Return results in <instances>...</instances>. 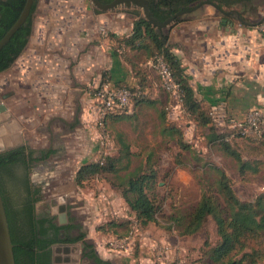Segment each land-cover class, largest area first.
Masks as SVG:
<instances>
[{
  "label": "rangeland",
  "instance_id": "1",
  "mask_svg": "<svg viewBox=\"0 0 264 264\" xmlns=\"http://www.w3.org/2000/svg\"><path fill=\"white\" fill-rule=\"evenodd\" d=\"M34 2L31 35L39 27L42 42L37 44V48L40 54L36 53L33 61L27 58L32 43L30 36L12 66L0 73V140L7 139L12 148L18 140L20 146L34 150L60 147L61 154L50 155L47 167H42L35 174L29 171L40 190L37 207L41 210L47 208L51 214L59 215L60 206H64L68 221L78 223L84 231L85 240L92 245L98 257L109 264H152L156 253L163 248L169 249L173 258H180L185 264H214L207 254L208 249L218 241L213 221L208 218L200 231L183 236L179 222H174V219L183 217L184 222L198 203L201 190H211L216 175L207 165L215 166L226 174L240 201L251 203L264 194V145L245 138L231 141V148L256 170L240 173L236 161L208 138L212 130L224 133V129L218 130L215 125L212 130L209 126H196L193 119L183 112L179 113L174 100L163 94L156 98L157 105L131 106L126 113L129 118L120 121L109 119L104 129L107 141L100 140L102 131L87 124L86 118L90 115L88 106L86 109L82 105V97L75 98L72 92L77 84L71 70L87 47L72 50L75 61L70 62V50L65 44L75 36L76 47H84V42L80 41L96 25L90 43L101 52L100 48H107L113 59L126 61V54L119 48L125 36H120L119 31L125 27L128 32L131 21H136L132 11L144 18L142 10L120 6L101 11L91 0ZM70 7L75 10L74 13L64 10ZM123 13L127 17L119 18ZM101 18L103 21H100ZM44 37L47 40H43ZM45 64L51 69L67 72L69 86L60 94L63 98L61 103L57 99L54 102L58 89L54 90L56 86L50 81L52 77L45 79L38 75V69H43ZM26 74H30L28 78ZM68 95L74 97L71 103ZM1 105L12 115L11 119L4 115ZM162 111L167 116L164 121L160 118ZM168 122L180 128L182 141L188 143L191 150H181L176 136L162 133ZM14 128H18L17 132ZM107 157L115 161L116 173L106 171L81 186L76 185L75 176L81 166L104 161ZM137 170L143 173L151 170L157 174L149 192L150 198L159 207L157 222L146 228L134 223L121 197L122 190L117 179V176L123 177ZM127 223H130L129 231ZM130 232H133L134 238L127 252L108 251L110 243L124 239ZM113 233L120 237L112 236ZM66 256L70 261L68 263L64 261ZM54 260V264H91L86 259L80 263L78 250L67 255L55 254Z\"/></svg>",
  "mask_w": 264,
  "mask_h": 264
},
{
  "label": "trees",
  "instance_id": "2",
  "mask_svg": "<svg viewBox=\"0 0 264 264\" xmlns=\"http://www.w3.org/2000/svg\"><path fill=\"white\" fill-rule=\"evenodd\" d=\"M101 4L111 3L113 0H98ZM152 18L157 23H163L174 15L186 12L196 7L200 3L207 2L216 5L219 9H231L235 6H243L242 12L247 10L244 5L251 4V0H146ZM25 0H0V39L5 32L16 21L19 13L23 7ZM35 3V2H34ZM255 9V8H254ZM34 11V5L31 13L23 26L12 36L10 41L0 51V73L9 69L14 61L20 56L26 47L32 31L31 14ZM131 14L136 18L133 23L132 33L120 41L119 48L125 50L143 48L148 55V59L154 56H160L168 66L174 81L179 85L182 91V108L183 113L193 119L196 126L207 127L213 129L212 111L208 109L205 112L201 111L199 104L194 99V94L187 84L186 78L183 75L179 60L171 52L167 46V37L162 29L152 26L138 13L132 11ZM244 16V13L241 14ZM188 18V14L178 16L173 23L178 24ZM244 18V17H243ZM134 79L137 81L136 86L143 93L141 96L132 99V107L143 103H150L147 99L146 90L142 84V78H139V69L131 67ZM108 74L102 76L106 78ZM109 80L116 87L125 86L132 91L135 90L134 85L125 84L123 82L114 81L109 75ZM123 111L114 113L107 117L117 121L122 118H129ZM126 115V116H125ZM166 112L160 113L161 121L165 120ZM168 121V120H167ZM162 133L169 136H176L177 144L183 151L191 150L188 143L182 141L183 134L180 128L173 124H165ZM212 135L208 137L214 144L220 145V150L226 155L230 156L236 161L237 169L244 174L245 171L252 169L247 161H243L239 153L231 148L233 140L238 137L230 138L228 133H218L212 130ZM244 139V138H243ZM249 141H257L264 145V134L259 138L247 137ZM127 151V150H126ZM9 154L0 156V161L7 160ZM115 161L112 158H105L104 161L85 164L81 166L75 176V183L81 186L89 179L98 176L104 172L116 173ZM5 165L0 163V167ZM208 168L214 172L216 178L211 190H201V196L194 207L192 213L183 222V217L174 219V222H179L181 226L180 234L183 236H190L201 230L205 221L210 218L216 228L218 241L216 244L208 249V258L214 264H258L264 262V194L259 195L251 203L240 201L234 194L228 177L219 168L207 165ZM141 170L133 171L121 177L117 176L122 190L121 197L131 212L134 223L140 228H146L150 224L157 222V213L159 207L150 198L149 192L155 184L157 177L156 172ZM119 188V189H120ZM117 189V188H116ZM0 195L3 201L10 238L13 245V255L15 264H37L33 253L30 250L32 245L27 246L15 238L12 230L13 217L8 211L7 201L4 197L3 188L0 184ZM128 224V231L129 225ZM54 226V225H53ZM52 226V227H53ZM56 232L58 228L55 229ZM127 231V232H128ZM112 236L120 237L116 233ZM125 236V235H124ZM123 236V237H124ZM84 235L77 238L67 240L52 239L49 243H75L83 240ZM83 258L93 260L95 264H109L107 261L100 259L90 243H83Z\"/></svg>",
  "mask_w": 264,
  "mask_h": 264
},
{
  "label": "crops",
  "instance_id": "3",
  "mask_svg": "<svg viewBox=\"0 0 264 264\" xmlns=\"http://www.w3.org/2000/svg\"><path fill=\"white\" fill-rule=\"evenodd\" d=\"M242 7L238 5L231 9L220 10L234 11L244 23L239 22L234 15H222L211 5H202L195 11L186 13L188 18L185 21L178 24L172 22L165 29L162 28L167 37V46L179 60L183 75L201 111L206 113L208 109H211L217 118H240L249 109L264 110V31L257 26L246 25L255 24L264 17V0H251V4L244 5L247 10L241 13ZM64 10L75 12L72 7ZM243 13L244 16L241 15ZM120 16L127 17L124 13L119 15V18ZM134 20L131 21L129 33L125 27L120 28V36L126 38L131 35ZM100 21H103L102 18ZM95 27L96 25L92 26L89 34L87 33L86 37L80 41L84 42V47H76V41L73 40L75 36L70 37L69 43L65 44V47H69L68 50H70L69 56L72 58L70 62L75 61L72 50H84L85 46L87 47L86 52L82 53L71 70L77 84V87L72 90L75 98L80 95L82 105H85L87 109L89 97L86 94V86L93 81H98L104 74L110 75L114 81L135 86L137 81L130 68L138 67L140 68L139 78H142V84L148 95L147 99L150 101L143 104L157 105L156 98L160 94L164 96L165 94L158 85V78L154 71L144 67L148 58L146 51L143 48L127 47L124 50L127 56L126 61L120 58L113 59L105 48V44V49L100 48L101 52L90 43L94 37ZM39 34L38 27L31 35V49L26 56L32 61L36 53L40 54L37 48V44L42 42ZM43 40L47 38L44 37ZM29 75L26 74L25 77L28 78ZM38 75H42L45 79L52 77L50 81L56 86L54 90L58 89L55 91L58 96L53 98L54 102L57 99L61 103L63 98L60 94L69 86L66 70L51 69L45 64L43 69H38ZM68 97L71 103L74 97L72 95Z\"/></svg>",
  "mask_w": 264,
  "mask_h": 264
},
{
  "label": "flooded vegetation",
  "instance_id": "4",
  "mask_svg": "<svg viewBox=\"0 0 264 264\" xmlns=\"http://www.w3.org/2000/svg\"><path fill=\"white\" fill-rule=\"evenodd\" d=\"M0 150H2L0 156L9 154L7 160L0 161L5 164L0 167V184L8 211L13 217L12 230L15 238L27 246L32 245L28 251L33 253L37 264H54L55 254H59L58 250L66 246H74L78 249L80 263L86 259L91 264H95L93 260L82 257L83 243H87L85 238L70 244L49 243L52 239L67 240L84 235V231L76 221H68L66 211H64L65 218L60 221L58 215L51 214L49 209L41 210L37 207L40 190L32 181L30 172L35 174L42 170V167H47L46 161L50 155L61 154L60 147L34 150L19 145L6 149L5 143L2 142ZM52 150L54 154L51 153ZM56 228H58L57 232Z\"/></svg>",
  "mask_w": 264,
  "mask_h": 264
},
{
  "label": "built area",
  "instance_id": "5",
  "mask_svg": "<svg viewBox=\"0 0 264 264\" xmlns=\"http://www.w3.org/2000/svg\"><path fill=\"white\" fill-rule=\"evenodd\" d=\"M257 27L264 31V21ZM144 67L154 71L158 78L160 89L165 95L174 100L175 107L179 113L183 112L181 88L174 81L165 61L160 56H154L146 60ZM102 76L98 81H93L86 86V94L89 97L88 111L90 110L87 124L101 130L102 134L99 135V139L107 141V135L104 133L107 117L114 113L127 112L132 106V99L141 96L143 93L136 85L133 86L135 88L134 91L125 86L116 87L111 83L108 76L105 79ZM212 122L218 130L224 129V133L229 134V139L236 136L238 138H259L264 134V110L259 108L247 110L240 118H217L212 113ZM90 129L93 131L92 128ZM133 238L134 234L130 232L124 239L110 243L108 251L110 252L114 249L119 250L118 252H127ZM152 264L185 263L180 258H173L170 250L163 248L160 252L156 253Z\"/></svg>",
  "mask_w": 264,
  "mask_h": 264
},
{
  "label": "water",
  "instance_id": "6",
  "mask_svg": "<svg viewBox=\"0 0 264 264\" xmlns=\"http://www.w3.org/2000/svg\"><path fill=\"white\" fill-rule=\"evenodd\" d=\"M91 2L97 9H99L101 11H110V10H113V9L120 7V6H126L128 8L129 7L140 8L142 10L144 19L147 22H149L152 26H154L158 29H162V28L167 27L169 24H171L174 21V19L176 17L181 16V15L186 14V13H189V12H193L198 7H200L202 5H211L217 11H219L222 15H224V16L225 15L226 16L234 15L239 22L244 23L241 20V18L239 17V15L236 14L234 11L224 12V11H221L216 5L211 4V3H207V2L200 3L196 7H193L192 9H190L189 11L178 13V14L174 15L173 17L167 19L163 23H157L152 18L151 13H150L149 8H148V3L146 0H113L111 3H108V4H101L98 0H91ZM33 3H34V0H25L23 7L19 13L18 18L11 25V27L5 32L3 37L0 39V51L10 41L12 36L26 22L27 18L29 17V15L31 13ZM263 21H264V17L262 19H260L255 24H246V25L258 26ZM1 106H2L1 110L7 113L5 106H3V105H1ZM8 117L12 118V115L9 114ZM19 145H16V146H19ZM10 148H12V147L10 146V147H7L6 149H10ZM2 150H5V149H2ZM2 150H0V151H2ZM64 210H65L64 206H60L59 215H58L60 221H63V218H65ZM73 250H78V249L74 246H66V247L59 249L58 251H60L59 253H63L65 255H67L70 252H72ZM64 261L66 263L70 262L69 258L67 256L64 258ZM57 262H58V260H57ZM0 264H15L14 255H13V245H12L11 238H10V232H9V228H8L6 213H5V209H4V205H3L1 195H0Z\"/></svg>",
  "mask_w": 264,
  "mask_h": 264
},
{
  "label": "bare ground",
  "instance_id": "7",
  "mask_svg": "<svg viewBox=\"0 0 264 264\" xmlns=\"http://www.w3.org/2000/svg\"><path fill=\"white\" fill-rule=\"evenodd\" d=\"M4 115H7V117H8L9 113H8V112H7V113L5 112ZM8 118H9V117H8ZM9 119H11V118H9ZM17 130H18V128H17V129L14 128V132H17ZM17 139H18V138H17ZM17 139H16V140H17ZM2 140H3V141H2ZM2 140H0V144H1L2 142L5 143L7 139H2ZM8 140H9V139H8ZM20 143H21L20 140H18V143H16L15 145H19ZM5 147H6V148H7V147H10V143L7 144V142H6V143H5Z\"/></svg>",
  "mask_w": 264,
  "mask_h": 264
}]
</instances>
